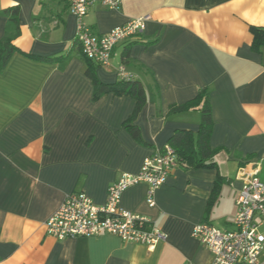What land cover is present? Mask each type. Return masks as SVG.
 Masks as SVG:
<instances>
[{
	"label": "crops",
	"instance_id": "crops-1",
	"mask_svg": "<svg viewBox=\"0 0 264 264\" xmlns=\"http://www.w3.org/2000/svg\"><path fill=\"white\" fill-rule=\"evenodd\" d=\"M70 2L0 0V41L4 10L19 8L21 28V53L0 72V264H211L193 229L207 223L234 231L245 177L257 171L264 181V48L253 52L249 30L264 28V0H122L120 11H89L84 25L97 35L151 17L143 33L117 46L109 66L91 62L103 84L118 83L124 68L145 86L148 102L134 126L147 146L125 128L133 98L94 100ZM127 52L131 64L123 61ZM202 89L210 94L218 171L187 169L179 160L155 208L146 204L145 184L122 196V208L153 220L164 242L150 249L110 234L65 241L47 234L46 221L69 194L84 192L102 206L110 186L138 174L176 132L197 134L199 112H169Z\"/></svg>",
	"mask_w": 264,
	"mask_h": 264
},
{
	"label": "built area",
	"instance_id": "built-area-1",
	"mask_svg": "<svg viewBox=\"0 0 264 264\" xmlns=\"http://www.w3.org/2000/svg\"><path fill=\"white\" fill-rule=\"evenodd\" d=\"M97 5L120 11L122 0H71L69 9L79 22L77 42L83 56L98 66H109L117 46L143 33L151 17L143 16L105 35H97L84 25L89 11ZM119 76L121 80L133 79L124 68L120 69ZM178 164L177 153L167 144L144 161L138 174H122L110 186L104 205L95 204L84 192L69 194L46 221L47 234L58 241L110 234L127 243L154 248L166 240V235L153 220L123 209L122 196L128 189L145 184L146 204L155 208L157 192ZM236 205L234 231H223L205 223L197 225L192 236L209 249L211 264H263L264 234L260 232L258 220L264 219V181L257 171L245 177Z\"/></svg>",
	"mask_w": 264,
	"mask_h": 264
},
{
	"label": "trees",
	"instance_id": "trees-1",
	"mask_svg": "<svg viewBox=\"0 0 264 264\" xmlns=\"http://www.w3.org/2000/svg\"><path fill=\"white\" fill-rule=\"evenodd\" d=\"M1 13L5 15L8 20L7 31L4 38L0 41V72L6 68L9 60L12 59L16 53H21L15 45V41L21 33L19 8L10 7ZM249 30L253 35L252 50L255 53H260L264 48V28L251 26ZM83 58L88 66L86 75L91 79L94 86V100H99L105 95L113 94L115 96L131 97L136 101L135 111L132 117L125 123V128L139 145L147 146L141 136L140 129L134 126V122L138 115L148 102L145 86L140 81L134 80V78L130 80H120L118 83L111 85L103 84L96 76L93 64L84 56ZM65 59H67V56L56 59L48 58L40 60L62 62ZM123 61L125 64L132 63L128 52L125 53ZM139 69L142 68L139 67ZM209 95L208 89H202L194 100L170 108L169 115L196 111L199 112L201 116L200 130L197 134L188 131H179L176 132L168 143V145L175 150L179 160L187 169H210L218 171V164L215 161V157L219 150L212 149L210 144L214 121ZM222 185L223 178L218 176L214 190L216 198L221 191Z\"/></svg>",
	"mask_w": 264,
	"mask_h": 264
}]
</instances>
